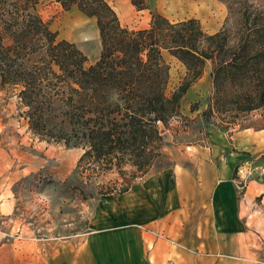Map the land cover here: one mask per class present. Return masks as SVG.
<instances>
[{"label":"trees","instance_id":"1","mask_svg":"<svg viewBox=\"0 0 264 264\" xmlns=\"http://www.w3.org/2000/svg\"><path fill=\"white\" fill-rule=\"evenodd\" d=\"M55 1L95 19L98 58L89 63L74 43L57 39L37 12L39 0H0V85L16 90L33 134L83 147L77 168L99 174L115 167L122 175L129 164L146 174L162 156L160 127L179 116L180 100L206 62L220 113L264 106V11L246 1L230 4L212 34L194 18L171 21L156 12L145 27L129 29L105 0ZM142 1L130 0L137 10L145 9ZM164 51L186 69L169 96ZM211 113L209 102L206 121Z\"/></svg>","mask_w":264,"mask_h":264},{"label":"crops","instance_id":"2","mask_svg":"<svg viewBox=\"0 0 264 264\" xmlns=\"http://www.w3.org/2000/svg\"><path fill=\"white\" fill-rule=\"evenodd\" d=\"M105 1L118 18L135 10ZM202 142L163 149L168 165L100 195L84 232L38 245L29 264H264V125Z\"/></svg>","mask_w":264,"mask_h":264},{"label":"rangeland","instance_id":"3","mask_svg":"<svg viewBox=\"0 0 264 264\" xmlns=\"http://www.w3.org/2000/svg\"><path fill=\"white\" fill-rule=\"evenodd\" d=\"M237 1H246L264 11V0H209L203 7L188 6L189 0H182L180 5L171 0H143L145 9L140 11L135 7L132 12L119 15V19L127 28L137 29L148 24L150 12L171 21L194 18L205 33L212 34L222 28L229 16L228 6ZM37 12L57 34V39L74 43L89 63L98 58L100 42L92 18L74 6L64 11L55 0H39ZM76 15L85 32L81 38L69 36L66 31L65 19ZM163 60L168 66L165 94L169 96L183 80L186 69L166 51ZM210 71L211 63L206 62L201 77L180 100L179 116L172 118L166 129L161 126L162 156L146 174L135 172L129 164L122 165V175L115 167L99 174L89 168H77L83 147L67 146L63 141L33 134L19 106L16 90L0 85V264H29L31 250L38 245L84 232L93 204L100 195L117 192L124 181L134 176V180L144 177L170 163L163 149L204 144L202 140L211 128L231 134L245 126L264 125V106L249 113H220L213 105ZM209 102L212 113L206 121L202 112ZM251 164L253 167L264 162ZM241 185L240 194L245 190L244 179Z\"/></svg>","mask_w":264,"mask_h":264},{"label":"bare ground","instance_id":"4","mask_svg":"<svg viewBox=\"0 0 264 264\" xmlns=\"http://www.w3.org/2000/svg\"><path fill=\"white\" fill-rule=\"evenodd\" d=\"M171 1L180 5L182 0H171ZM208 3H209V0H189L188 6L199 5V6L203 7V6L207 5ZM116 7H118V6H116ZM65 22H66L65 23L66 31H67V34L69 36H73L75 38L84 37L85 32H84V29H83L81 22L79 21L78 15L73 16L72 18H70V16L67 17V19H65Z\"/></svg>","mask_w":264,"mask_h":264},{"label":"water","instance_id":"5","mask_svg":"<svg viewBox=\"0 0 264 264\" xmlns=\"http://www.w3.org/2000/svg\"><path fill=\"white\" fill-rule=\"evenodd\" d=\"M160 132H163V128L162 127L160 128Z\"/></svg>","mask_w":264,"mask_h":264}]
</instances>
